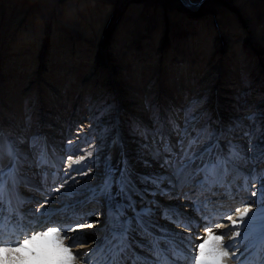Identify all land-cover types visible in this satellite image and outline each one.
<instances>
[{"label":"rangeland","instance_id":"obj_1","mask_svg":"<svg viewBox=\"0 0 264 264\" xmlns=\"http://www.w3.org/2000/svg\"><path fill=\"white\" fill-rule=\"evenodd\" d=\"M202 32L208 34L206 39ZM240 46L245 51L242 58ZM41 78L64 89L61 103L53 101ZM31 85L32 93L20 88ZM0 94V134L21 142L27 128L31 144L34 135L43 138V127L49 129L51 140L58 137L60 124L68 129L63 135L65 147L71 137L80 147L77 155L95 144L86 164L97 155L103 160L112 151L106 146L107 152H102V143L96 149V141L110 138L104 129L115 118H121L124 138L138 143L129 147L139 151V145L151 143L158 121L165 130L171 128L169 121L182 124L179 117L184 119V109L194 100H201L195 110L210 117L200 126L207 123L211 129L224 130L222 148L226 150L229 141L246 145L260 140L264 132V0H206L194 10L182 0H0ZM130 101L133 105L127 106L134 112L123 109L122 104ZM216 109L221 114L216 115ZM253 114L255 122L247 119ZM141 115L149 121L139 119ZM233 121L240 126L228 132ZM248 158L242 152L234 161L237 165H231L238 168L245 159L252 165ZM89 165L93 170L78 177V187L86 180L93 185L101 181L97 173L103 170L102 161ZM259 165L264 169V163ZM246 183L240 185L244 188ZM168 190L160 204L166 197L174 198ZM251 191L245 192L246 201L251 200ZM181 197L180 193L171 202H189ZM34 199L37 204L57 201ZM100 201L105 200L90 204ZM243 202H235L231 209L244 206ZM97 212L106 218V208ZM90 234L78 242L87 241Z\"/></svg>","mask_w":264,"mask_h":264},{"label":"snow or ice","instance_id":"obj_2","mask_svg":"<svg viewBox=\"0 0 264 264\" xmlns=\"http://www.w3.org/2000/svg\"><path fill=\"white\" fill-rule=\"evenodd\" d=\"M200 103L201 100H194L184 109L182 124L169 121L170 130L166 131L158 121L151 134V145L147 142L139 145L137 162L150 168L152 165L145 156L147 153L152 160L161 161L160 167L165 170L164 173L143 174L135 171L127 155L119 124L113 120L104 132L110 133L107 140L110 148L120 149V159L113 165V156L109 152L102 161L104 172L101 181L93 185L86 180L77 187L80 181L75 174L88 176L93 170L89 164L99 166L101 158L97 156L89 164L73 168V164L80 165L92 157L93 151L74 159L80 149L69 138L65 147L68 155L63 162L71 173L59 168L51 173H42L46 191L49 190V175L52 183H55L63 173L62 182L51 189L60 193L58 202L61 207L45 209L43 213L39 208L27 213L20 210L22 201L16 188L21 181L22 161L27 157L21 152L18 139L0 134V264H227L233 258L236 264H264V169L254 168L251 174V179L261 184L258 189L259 210L255 213L252 202L230 210H225L223 205L213 204L212 212H206L204 209L211 202L194 201L199 219L192 220L184 217L176 208L161 205L156 199L157 195H167L165 183L168 188H175L173 179L183 184L202 175L203 179L196 181L199 188L221 186L222 178L229 171L228 166L242 157L239 144L229 141L226 150L221 147L224 130L211 129L207 123L200 126L202 120L210 119L206 113L195 110ZM105 108L113 110L111 105H105ZM247 119L255 122L256 116L253 114ZM238 126L240 122L233 121L227 131L232 132ZM172 135L176 137L175 144L171 141ZM260 139L261 143L255 146L250 142L248 151L254 152L255 159L264 163V132ZM91 146L95 148L94 143ZM30 147L39 148L35 152L37 167L49 163L41 136L34 135ZM103 147L102 142L100 150ZM65 188L66 191L61 193V189ZM84 192L87 195L77 199ZM250 194L255 197L257 190ZM100 198L106 202L101 242L97 244L96 240H92L96 247L88 252H74L79 237L70 234L79 233L80 229L86 227H95V222L89 223L87 217L99 216L98 212H83L78 208ZM158 210L161 218L177 227L194 229L197 234L179 238V234L159 224ZM250 213L253 215L246 224ZM57 215L61 218L56 219ZM241 225H245L243 237ZM225 228L229 231L218 234L217 230ZM85 242H81L79 247H84ZM241 247L244 250L237 256ZM137 248L150 255H141Z\"/></svg>","mask_w":264,"mask_h":264},{"label":"bare ground","instance_id":"obj_3","mask_svg":"<svg viewBox=\"0 0 264 264\" xmlns=\"http://www.w3.org/2000/svg\"><path fill=\"white\" fill-rule=\"evenodd\" d=\"M182 1L192 10L198 8L197 6H189V5H194V2L197 1V0H182ZM204 1H206V0H203L201 5L204 3ZM195 22L197 23L198 21L196 20ZM233 29L234 30L238 29V26H235ZM207 37H208V34L202 32L201 38L202 39H206ZM209 37H210V35H209ZM241 42H243V41H241ZM239 52H240V54H238V57L242 58L243 54H245L243 46L239 47ZM185 63H187V62L184 61L183 63H181V67H183L182 65H184ZM69 73H71V72H69ZM71 75L73 76V72H72ZM215 76H217V72L214 75V77ZM41 79H44V78H41ZM34 80L35 81L38 80V76L37 75L35 76ZM40 81H42V80H40ZM43 81L45 82V84H44L45 87L44 88L47 90V92L50 94V96H52L53 101L61 103L65 99L64 89L61 86L57 85L55 81H49L48 82L47 79H44ZM20 88L27 89L28 90L27 93H32V90L34 89V87H32V85L30 87H20ZM1 97L2 96L0 94V99H1ZM4 100H6V102H8V99H4ZM122 102L123 101H121V103ZM141 102L142 101H139V103H141ZM131 104L133 105V103L131 101L129 103L126 102V104L123 103L122 104L123 109L124 110L128 109L126 111L134 112V110H132L134 108H131V107L127 106V105H131ZM2 106H3L2 103H0V112L2 111ZM213 107H216V105L214 104ZM139 113H140V111L137 110L133 114V116L136 117ZM219 114H221V112L216 109V115H219ZM102 119H104V118H102ZM120 119L121 118L118 117V118H115L114 120H116L118 122ZM139 119L144 120V121H149V120H147V118H145V117L143 118L142 115H141V117ZM182 120H183V115H180L179 121H182ZM0 121H1V119H0ZM120 127H121V125H120ZM56 128H58L56 131L58 132L57 135H59V136L58 137H54L53 140H51L50 139L51 136L49 134V129L43 127V133H44L43 146L46 148L47 158L49 160V163H51V164L48 163L46 166H43V167H37L36 166L35 152H37L36 150H38V148L37 149H33V148L30 147L31 144H30V136H29L30 131H29V129L25 128L24 129L25 131H23V135L21 136L23 138L24 137H26V138H24L25 140H21V142L19 144V147H20L21 152L27 157V159L22 161V168L20 170V172H21V181L19 182V184H18V186L16 188V192H17V195L19 196V198L22 201V203L20 204V210L25 212V213H27L29 210H32L33 212H35V210L37 208H39L40 212L43 213L45 211V209H57V208L61 207V203L58 202L60 200V193H56L55 191H53L51 189H54L60 182H62V178H57L55 183H52V177H51V175H49V178H48L49 179V183L47 185V188L49 189L48 191L45 190V185L42 183V173L45 172V171H47L48 173H51V172L55 171L57 168H59V169H63L64 171H68V172L71 173V169H68L67 167H64V165H66V164H64V162H63V158H65L68 155L67 152L65 151L63 135H65L67 133L68 129L63 127V126H61L60 124ZM120 132L122 133L121 130H120ZM109 135H110V133H109ZM8 136H9V134H8ZM122 136H123V140L125 142V147L127 149V155L129 157V159L133 162V165H134V168H135L136 172L143 173V174L164 173L165 172V170L160 167V162L161 161L152 160L150 156L146 155V153H145V156H146L147 159H149V162L151 163L152 166L150 168H147V167H144L141 163L137 162L136 158H137V155H138V151H134V150H137V148H130L129 147L130 145L132 146L133 144H136L137 142L128 141L127 140L128 138H124V134L123 133H122ZM66 137H68V136H66ZM108 139H110V138L105 139V141L104 140L103 141L102 140L96 141V149L99 150V148H100V145L98 146L99 143L101 144L102 142L103 143L105 142V145H104L105 148L103 147V150L106 151V146H109L108 143H107ZM171 141H172L173 144H175L176 137L174 135L171 136ZM244 142H246V141H244ZM151 143H152V141H151ZM151 143H149V145H151ZM251 143H252L253 146H255L256 144L261 143V139L260 140L259 139H255V140L253 139V141ZM241 145L243 146V149H245L242 152L249 157L248 159H250V157H251V160H253L254 163L252 165L251 164L247 165V161H246L247 159H245V160L241 161V164H240V166L238 168H233L232 165L230 164L231 169H229L227 175H225L222 178L221 186L224 185V186L228 187L230 185V182H231L232 185L239 184L238 181H239V177H241V176H244L249 181V179H251L252 170L254 168L257 169V170L262 169L261 166L259 165L260 161L258 159H255V153L248 151L249 143H246V145L241 143ZM74 146H76V143H75ZM224 146H225V143L222 142L221 143V147H224ZM90 147L91 146L88 147L87 151H90L89 150ZM76 148H78V146ZM103 150H102V152H103ZM87 151H82L81 154H86ZM110 152H112L113 160L115 161V164H116V162L120 159V155H119L120 149L119 148H115V149L112 148V151H110ZM107 154H109V153L107 152ZM102 155L104 156V154H102ZM77 157H78V155L76 154V156H74V159L77 158ZM162 158L163 157H161V159ZM88 159L89 158H87V160ZM101 161H103V160H101ZM86 163L87 162L85 160L80 165L73 164L72 167L73 168L81 167L83 164H86ZM235 165H237V164H235ZM89 166L92 167V169H93L94 165H89ZM103 170H100L97 174L103 176V172H104ZM240 173H242V174L236 180L235 177L238 174H240ZM90 174L91 173H89V175ZM62 175H63V173L61 172L60 173V177H62ZM75 175H76V179L77 180H79L78 177H83L80 174H75ZM200 179H203L202 175L200 177H198V178H195V180H193L191 182H186V183H183V184L179 183L176 179H173V184L175 185V188H169L168 191H171L172 193H175L174 198H177L178 194H180V193L182 195H185L184 194V187H185V189L187 188L189 190L190 186H192V184L195 181L200 180ZM79 181H81V180H79ZM253 183L250 184V182H247L244 185L245 186L244 189H248L250 187V189L252 191L253 190H257V195L255 197L251 196V194H248V197H250L249 199L252 200L254 198V201L252 202V207H253V212L255 213V212H258V210H259L258 201H259V198H260V193H259L258 189L261 187V184L258 183V182H254V181H253ZM22 184H24V186L22 188H19L20 185H22ZM139 186L140 187H144V185H139ZM177 186H180V187H177ZM221 186H216L217 187L216 190H215L216 187H212L210 189L206 187V188H203V189L201 188V189L203 191L209 190L211 193L214 194V193H217V192L221 191V188H220ZM77 187H78V185H77ZM149 187H150V185H149ZM229 187H231V186H229ZM66 188H67V186H66ZM66 188L65 189H61V193L66 191ZM166 188L168 189V185H167ZM180 188H182L183 190L180 189ZM198 188L199 187L197 186V184H196V187L193 185V187L190 190V195L191 196H190V199H188L189 202L186 203V201H185L186 204L174 203L175 201L171 202L174 199L173 196H172L171 198L166 197L167 198L166 199L167 200L166 203L165 204L162 203L161 205H163L165 207H168V208H176V209L179 210L180 213L183 214L184 217L190 218L192 220H198L199 217L197 215V211H196V208H195V205H194V201H208V199H209V198H207V199L197 198L196 192H197ZM228 189H229L230 192H232V190L230 188H228ZM33 196L34 197L38 196L39 199H56L57 201H56V203H54V201H51V202H47V203H44V204H37V200H35ZM84 196H86V194L82 195L80 197H77V199H83ZM161 196L162 195H157L156 199L159 201ZM183 197H181V200L183 199ZM232 197H236V195L233 194L232 196L225 197V199L222 200V201H219V203L223 204V206H227V204H229V202L231 201ZM237 197L239 198V195H237ZM150 198L151 197H149V199ZM251 200L250 201L249 200L246 201V199L244 198V202H246V203H250ZM226 201H228V202H226ZM26 202H28V203H26ZM103 202L104 203H102V201H100L99 204L95 203V205L98 204L100 207L106 208L105 207L106 202L105 201H103ZM231 203H232V201H231ZM231 203L229 205H231ZM214 204L217 205L216 203H214ZM234 204L235 203H233L231 205V207ZM84 206H86V204ZM212 208H213V205H209V207L207 209H204V211L207 212V210H210L212 212ZM78 210H81V209L78 208ZM252 215L253 214L250 213L249 217L246 218V221H245L246 224H247V221L252 217ZM60 218L61 217H59V215H58V219H60ZM157 218L159 220V224L160 225L166 226L171 232L179 234V238H181V239L185 238V237H188V236L191 235L192 232H195L194 229H185L183 227H177L175 224L170 223L169 221L161 218V213H160L159 210L157 211ZM56 219H57V217H56ZM105 219H103L100 215L98 216V218L95 217V216H89V217H87L88 222L89 223L95 222V227H91V228L87 227L86 228V230H88L87 232H85L84 231L85 228H83V229L79 230V233H71L70 234V235H72L74 237L78 236L79 239H83L84 235L88 236V233L90 231L92 233V235L90 234L91 236L86 242L85 241H81V242H85L84 243V247H79V244L81 242L77 243V247L74 248V252H79V253L88 252L90 248L96 247V244L91 243L92 240H96L97 244H99L101 242V239H102V237L104 235V233L101 231V229L104 228ZM244 228H245V225H241V236L242 237L244 236ZM227 231H229L228 228L217 230L218 234L221 233V232H227ZM202 233H203V226H202L200 234H202ZM137 239H139V238H137ZM237 239H239V238H237ZM226 242H227V238H226ZM68 243L70 244L71 242L68 241ZM243 250H244L243 247H241L240 251H238L236 253V255L237 256L240 255V252H242ZM136 251L138 253H140L141 255H150L149 253H146V252L142 251L139 248H137ZM81 264H82V262H81ZM227 264H236V261H235L234 258L233 259H229L227 261Z\"/></svg>","mask_w":264,"mask_h":264},{"label":"water","instance_id":"obj_4","mask_svg":"<svg viewBox=\"0 0 264 264\" xmlns=\"http://www.w3.org/2000/svg\"><path fill=\"white\" fill-rule=\"evenodd\" d=\"M202 2H203V0H197V1L194 2V5L199 7Z\"/></svg>","mask_w":264,"mask_h":264}]
</instances>
